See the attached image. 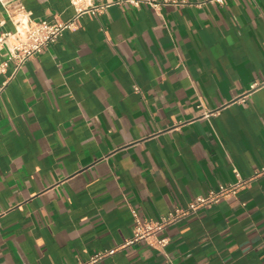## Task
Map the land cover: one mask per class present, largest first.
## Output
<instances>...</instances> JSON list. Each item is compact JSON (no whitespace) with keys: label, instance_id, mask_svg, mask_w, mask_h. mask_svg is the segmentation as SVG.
Segmentation results:
<instances>
[{"label":"crops","instance_id":"obj_1","mask_svg":"<svg viewBox=\"0 0 264 264\" xmlns=\"http://www.w3.org/2000/svg\"><path fill=\"white\" fill-rule=\"evenodd\" d=\"M75 1V2H73ZM0 0L75 19L16 69L0 48V264H80L264 164V0ZM93 264H264V175Z\"/></svg>","mask_w":264,"mask_h":264},{"label":"built area","instance_id":"obj_2","mask_svg":"<svg viewBox=\"0 0 264 264\" xmlns=\"http://www.w3.org/2000/svg\"><path fill=\"white\" fill-rule=\"evenodd\" d=\"M168 0H163L167 2ZM223 2L224 0H216ZM75 2V1H73ZM117 3L130 4L134 7L148 5L153 9L159 8L160 0H116ZM14 30L0 33V48H5L8 59L16 60V69L20 68L26 59L51 47L62 33L76 26L75 19L62 20L54 17L51 19H32L30 12L19 5L10 12ZM7 66V61L2 62L0 69ZM3 86H0V92ZM235 180L221 183L216 188L210 189L206 194L191 198L185 205H175L169 212L157 219L142 218L137 209L131 208L133 227L131 237L117 248L102 250L93 253L89 259L80 264H93L103 257L112 254L117 249L142 242L151 248L164 251L170 241L167 230L171 226L197 214L203 208L212 207L221 199L236 197L238 192L247 186L252 179L264 175V164L257 166L249 176H243L238 168H233Z\"/></svg>","mask_w":264,"mask_h":264}]
</instances>
